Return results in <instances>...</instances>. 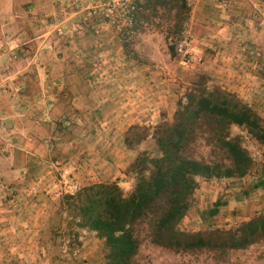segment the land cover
Segmentation results:
<instances>
[{"label":"rangeland","instance_id":"1","mask_svg":"<svg viewBox=\"0 0 264 264\" xmlns=\"http://www.w3.org/2000/svg\"><path fill=\"white\" fill-rule=\"evenodd\" d=\"M262 1L264 0H258L256 6ZM234 2L226 9L230 8ZM158 4L160 5V3ZM162 5L160 6L162 7ZM145 7L149 10V14L142 15L141 17L145 19L147 25L143 27L137 26L135 28V38L130 42H126L113 26H109L101 37H97L94 34L91 26H88L85 31L76 34L75 25H77L79 17H76L77 19H74V21L73 18L67 19L62 25H58V22L55 21H58L63 15L60 14L55 16L54 13L51 14L48 12L49 17L46 19L47 22H43V27L45 29L44 33L46 34L50 31L53 33L55 31L54 37L56 38H54L55 40L51 38V40L56 43L61 41L59 34L63 32L64 38L61 42H65L61 44L68 46L71 51L65 53V55L63 54L61 57H64L65 61L75 64L76 69L74 72L78 75L79 80L85 79L87 81V85L84 83H81L79 86L75 85V88L78 89L79 92L86 93L87 96L90 97L89 104H87L85 108L83 107L84 111L82 113L87 127L84 129L86 130L85 132L83 131L80 133L81 131H78L80 127L78 125L72 126L74 120L71 117L67 115L55 116L52 121L55 124L56 130L58 126H64L65 131L58 132L57 136L52 134L54 138L50 137L52 135H49V132L42 137V139L45 140V146L40 156L45 160V163L36 165L38 169L40 168L35 174L38 175V177L33 179L30 184L24 186H20V183L17 186L15 185L19 179L14 181L0 180V196L4 195L2 203L5 202L3 206L11 210L7 221H10V225L13 227V230L10 232L14 237V245L17 244L16 240L18 237H16V234L20 231V228L17 229L19 224L30 220L33 221L38 215L36 214V208L30 205L32 202L37 203V205L40 202L43 203L44 216L39 213V219L45 216L51 219L55 214L57 201L63 196L60 195L57 198L53 194L61 190V183L63 180L77 181L81 189L92 182L90 178L95 176L94 172L97 169L99 170L106 165L111 166L115 164L113 162L115 159H118L115 154L120 155L125 151L131 152L133 157L135 156L136 151L122 148L121 145L115 142H118V140L120 142V140L123 139L124 133L129 127L139 124L133 123L124 133L116 131L117 129L111 132L109 128L118 124V122L120 123V117H126L125 114L132 111L134 113V110H139L141 112L140 117H143L148 112L153 113L152 109H148L147 103H153L155 101L153 99H156V101H166L163 104L167 105L164 107L162 104L163 106L159 105L160 107L158 106V108L154 109L156 112L155 114H157L155 115V119L149 118L153 123L149 122L139 126H154L163 120L171 121L177 99L185 92L187 87L191 85V82L196 79L197 75H207L209 85H216L221 89L234 93L240 100L249 104L258 114L264 115V83H260L259 80L255 82L253 86L255 97H252L254 98L252 101V99L248 97L251 96L252 93L246 97V91L244 92L245 87L241 88L242 91H239V88L238 91H235L237 87L233 81L237 75L244 74L243 76H245V73L249 71L245 69L247 66L255 65L248 73L254 74L253 72H259L261 75L264 73V51L260 49L253 40H251V42L242 39L241 36H238L236 33V37H234L238 48V51L235 52L236 56L233 52L227 50V42L219 40L217 35H215L214 41H212L214 42L213 46L215 50L213 57L214 59L217 58L214 60L215 63H213L214 68L208 66V68L204 69L205 72H203L204 62L201 65H184L176 52L175 58L180 65L173 63L170 68L172 72H169L166 70L167 68L164 67V57L160 52L167 48L172 42L176 44V42L184 37H188L192 40L190 44L192 56L201 57L192 52L194 41L190 34V20L186 19L181 35L179 36L173 27L174 17L170 18L167 14L159 15L158 13H154L149 6H146V3ZM252 8L256 10L255 5H252ZM151 17H156V21H153ZM230 20V17L226 19L228 24H223L220 29L225 26L227 28L241 26L256 29L255 23L252 25L250 22L251 24L249 23L248 25V22L243 24L240 21ZM256 20H259L258 16ZM100 21V16H95L91 23L95 25ZM260 22L259 20L258 23L260 24ZM68 25H70V27H68ZM82 33H90L92 36V42L89 39V44H92L91 50L89 49L86 51L87 49L84 47H88V42H86V40H81L79 43V47L82 48V50L85 49V51L76 49L74 38H77V36L82 38L80 36ZM52 41H50L48 37L47 39L45 38V56L47 59L50 58L53 48ZM216 42H220V44ZM239 42L246 46V48L257 50L259 55H249L247 51L243 52L239 49ZM149 44H153L152 46L158 50L156 52L157 55L150 52L148 49ZM48 50H50V54H47L49 52ZM217 52H219L218 56H216ZM111 57L117 58L120 64L113 65L111 63H105L106 65H100L102 62L110 60ZM201 58L204 60L203 57ZM90 61L93 62V65L88 67L87 64ZM149 66L150 68H145ZM187 67L190 68V70L186 69ZM72 69H74V67H72ZM44 73L45 80H48L40 86V89H42L41 92H45V104H47L46 106L48 107L52 106L54 103L59 105L61 102L58 100H65L64 98L67 97L66 92L68 91L67 88L69 85L66 86L64 79H66V77L70 78L71 71H67V69L64 70L63 68L58 71L46 68ZM30 74L35 77L39 73L38 70L34 68L33 72L30 71ZM152 76L153 78L160 76L167 81V85H169L167 87L169 96L166 95L165 98L163 96L159 97L155 90L152 89L151 85L154 83V79L150 80ZM149 86H151L150 89ZM71 87L74 89V85ZM1 88L7 89L5 86ZM100 94H103L102 99H105L104 101H100ZM53 97L55 99H52ZM142 97H144V99ZM148 98H151L150 101H147ZM138 99H141L143 102L140 103ZM95 100V105H98L97 108L94 107L93 104ZM109 103L111 105L104 109L103 106ZM111 110H113V112ZM106 113L110 115L106 116ZM143 118H146V116ZM0 122V149L2 150L3 148L8 150L16 145L14 139L18 138V133H13L2 121ZM125 125H127V123H125ZM69 128L70 131L68 130ZM231 133L233 135H241L244 138V145L254 159V168L243 179L200 180L199 186L193 193V200L187 214L175 227L179 234H184L185 236L200 234L216 240H221L240 223L247 221L264 209V186L252 189L249 195H244L242 193L243 190H248L250 186L257 184L258 181H264V144H257L251 138L244 136L237 127H232ZM102 138H106V141L109 140L111 145L106 147L107 143H104ZM111 140L113 141L111 142ZM101 142H103L102 144L105 146H103ZM85 143H88V148ZM18 144H20L19 139ZM112 146L115 147L112 149ZM153 146V140L148 139L142 142L139 148L141 150H151ZM199 148L200 154L209 152V147L206 145H200ZM68 155L74 156V160L76 158V165L74 164L70 169L69 167L66 168V170L62 169L61 164L54 163V159L61 161L64 156L67 157ZM48 157L50 159H47ZM38 160L40 159L38 158ZM109 163H111V165ZM12 169L15 168L12 167ZM40 173L41 175H39ZM48 174L52 177L49 178ZM54 184L56 185L55 187L52 186ZM15 187L17 190H15ZM121 187L125 193L130 190V186L127 182L121 184ZM218 199L225 202V205L220 207V212L217 215L210 216L208 210ZM22 203L26 205L24 209L21 207ZM3 206L0 204V207ZM21 215L23 216L22 220H20ZM15 227L16 229H14ZM146 227V224H143L142 229L139 231L141 242L133 264H264V239L259 243L238 249H223L220 247L170 249L153 244L147 237ZM30 231L31 232L23 228L22 233L20 232L18 236L21 237L23 235L29 238L32 233H34L32 230ZM0 236V238H5L11 236V234H2ZM7 239L10 240L9 238ZM57 240V242L50 245L51 254L55 255L60 249L64 252H71L72 248H75V245L67 239L62 238ZM86 242H88V244L93 242V249L91 250L93 251V256H97V259L96 257L95 259L92 258L93 261L89 264H99L102 257L101 243L96 238H90ZM1 243H3V241H1ZM34 244L36 245L35 242ZM34 244L30 246V248L32 247V251L36 255L35 260L32 254L26 258L18 257L16 253L19 249L14 248V246L13 248L15 250L13 249V254L11 256L13 259L8 258L7 261L0 262V264H44L37 261V256H41L42 253L34 249ZM22 247L24 248V246H20V248ZM70 248L71 250H69ZM80 249L76 248L75 251ZM4 250L3 252H5ZM10 252H12V250H10ZM85 261V259H81L80 264H83ZM53 262L54 261H52V263Z\"/></svg>","mask_w":264,"mask_h":264},{"label":"trees","instance_id":"2","mask_svg":"<svg viewBox=\"0 0 264 264\" xmlns=\"http://www.w3.org/2000/svg\"><path fill=\"white\" fill-rule=\"evenodd\" d=\"M155 2L174 11L173 27L180 36L186 22V0ZM174 43L168 46L172 57H176ZM208 80L205 74L196 76L177 99L171 121L126 130L123 146L136 154L123 170V178L89 184L74 195L61 196L48 227L52 239H67L75 245L73 252L96 238L101 243L99 264H133L143 224L153 244L170 249H238L264 239V209L221 240L200 234L185 236L175 228L187 214L200 180L243 179L254 168L244 138L233 135L232 127L264 144L263 118L234 93L209 85ZM64 129L57 128L58 132ZM148 139L153 140V148L141 150L140 144ZM200 145L208 146L209 152L200 154ZM36 171L30 166L27 177L32 179ZM31 179L15 185H28ZM120 180L129 184L127 193ZM262 186L260 180L242 193L249 195ZM223 205L225 202L216 200L208 214L217 215Z\"/></svg>","mask_w":264,"mask_h":264},{"label":"crops","instance_id":"3","mask_svg":"<svg viewBox=\"0 0 264 264\" xmlns=\"http://www.w3.org/2000/svg\"><path fill=\"white\" fill-rule=\"evenodd\" d=\"M57 1L58 0H0V121H2L8 129L12 130L13 133H18V138L14 139V142L16 143L14 147L9 148L8 150L3 148L2 150L0 149V180L14 181L16 179H31L27 177L26 174L30 166L36 167L37 164L42 165L45 163V160L40 156L45 146V140L42 139V137L45 136L47 132L50 133L49 135L54 134L57 136L58 130H56L55 124L52 121L55 116L67 115L74 120L72 126L78 125L80 127V129H78V131H81L80 133L86 131L84 129L87 126L82 113L86 105L89 104L90 97L87 96L86 93L79 92L78 89L75 88V85L79 86L81 83L87 85V81L85 79L79 80L78 75L74 72L76 69L75 64L69 63L68 61H65L64 57H61L63 54L65 55V53L71 51L69 50L68 46L61 44L65 42H61L64 38L63 32L61 31L62 33L59 34L61 41L56 43L51 40V38H56L54 37L55 31L53 33L51 31L46 34L44 33L45 29L43 27V22H47V20H45L43 16L46 13H54L55 16L62 14L63 16H61L58 21H55L58 22V25H62L64 21L72 18V16L68 13L61 12L62 10L58 8L59 6L55 7ZM145 3L146 6H149L154 13H158L159 15L167 14L170 18L174 17L173 10H169L166 6L160 4L162 5L161 7L155 2V0H149ZM30 7L33 9L34 13L32 17H29L28 15V8ZM186 7L187 8L184 14L186 15V19L190 20V34L194 41L192 45V52L204 58L205 65L202 69L203 72H205L204 69L208 68V66L214 68L213 63H215L214 60L217 59H214L213 57L215 50L213 46L214 42L212 41H214L215 35H217L219 40L227 42V50L229 52H233L234 55H236L235 52L238 51L234 38L236 37V33L238 36L240 35L242 39L249 41L253 40L259 46V48L264 51V1H262L258 6L255 5L256 10L252 8V5H250L247 0H236L230 6V8L226 10L219 8L214 0H186ZM257 16L261 21L260 24L258 23L259 20H256ZM229 17L231 19L230 21H240L243 24L248 22V25L250 22L252 25L255 23L256 29H253L252 27L246 28L241 26H233L228 28L225 26L220 29L223 24H228L226 19ZM80 36L82 38L79 36L74 38L77 47L76 49L79 51L80 49L82 50V48L79 47V43L81 40H86V42H88V47H84L87 49L86 51L89 49L91 50L92 44H89V39L91 41L92 36L90 33H82ZM47 37L50 41H52L53 45L49 59H47L45 56V38L47 39ZM216 43L220 44V42ZM152 45L153 44H149L148 49L150 52L156 54L158 50ZM85 49L82 51H85ZM48 51L49 52L47 54H50V50ZM14 53L19 55L17 60L13 59ZM160 53H162V56L164 57V67L167 68V71H171L170 68L173 63L179 64L175 57L170 56L168 47L162 50ZM218 55L219 52L216 53V56ZM21 56H37V59H33V62L31 63H24ZM236 61L238 62L237 59ZM92 65L93 62L91 61L87 64L88 67ZM150 66L145 68H150ZM72 67H74V69H72ZM254 67L255 65H251L245 67V69L250 71V69H253ZM34 68H36L39 73L35 77L30 74V71L33 72ZM46 68L55 69L56 71L63 68L64 70L67 69V71H71L69 76L70 78L65 76L66 79H64L66 86L69 85V87L67 88L68 91L66 92L67 97L64 98L65 100H58L61 102V105H56V103H54L52 106L48 107L46 106L47 104H45V92H41L42 89H40V86L48 80H45L44 76V70ZM186 69L190 70L188 67ZM248 72L245 73V76H243L244 74L237 75L233 81L237 87L235 91H238V88L239 91H242L241 88L245 87L244 92L246 91V97L252 93L251 96L248 97L253 101L254 98L252 97H255V93H253V86L257 80H259L260 83H264V73L261 75L259 72H253L254 74ZM152 79H154V83L151 85L152 89L155 90L158 96H163L164 98L166 95L169 96L167 90L169 85H167V81L160 76L156 78H153V76L150 77V80ZM72 85H74V89L71 87ZM2 86H5V88L7 87V89L1 88ZM151 86H149V89ZM99 96V99H101L100 101L105 100L102 99L103 94H100ZM142 98L144 99V97ZM52 99L55 98L53 97ZM150 99L151 98H148L147 101H150ZM153 100H155V103H147L148 109H152L153 113L148 112L145 114L144 116H146V118H143L144 116L140 117L141 112L139 110H134V113L133 111L128 112L127 114L124 113L126 117H120L121 122L119 123L117 121L118 124L110 127V131L113 132L117 129L116 131H121L124 133V131L133 123L139 125L147 124L149 122L153 123V121H150L149 118H152L153 120L155 119V115L157 114H155L156 112L154 109L158 108L159 105H164V107L167 105L163 104L166 101H156V99ZM138 101L140 103L143 102L141 99H138ZM93 104L94 107H98V105H95L96 100ZM109 105L111 104L109 103L108 105L103 106V108L106 109ZM111 111L113 112V110ZM105 115L107 116L110 114L106 113ZM259 115L264 118V115L260 113ZM125 123H127V125H125ZM68 130L70 131V128ZM54 135L50 137L54 138ZM18 139L20 144H18ZM102 141L107 143L106 147L111 145L109 140L106 141V138H102ZM112 141L113 140H111V142ZM103 142H101V144ZM115 143H118V145H121L122 148H125L123 147V139L120 140V142L118 140V142L116 141ZM85 144L88 148V143ZM114 147L115 146H112V149ZM115 156L118 158L113 162L115 164L111 165V163H109L111 166L106 165L102 169H97L94 172L95 176L90 178L92 182L88 184L110 182L114 179L123 178V170L134 158L133 154H131V152L123 151L120 155L115 154ZM73 157L70 155L67 157L64 156L61 161L54 158L53 159L55 160V164H61V168L66 170V168L69 167L70 169L75 164L76 158L74 160ZM38 158L40 160H38ZM47 159L50 158L48 157ZM12 167L15 169H12ZM39 169L37 168V170ZM39 175H41V173ZM48 176L49 178L52 177L49 174ZM36 177H38V175H34L31 180L36 179ZM125 183V181H119L120 186L121 184ZM52 186L55 187L56 185L54 184ZM3 197L4 195L0 196V204H2V206L5 205V202L2 203ZM21 205L22 209H24L26 206L23 203ZM30 205L36 208V214L38 215L36 216V219H33V221L30 220L19 224L17 229L20 228V231L16 234V237H18L16 240V245H14V237L10 232L13 230V227L10 225V221H7L11 210L6 206L0 207V235L11 234L9 237L7 236L5 238H0V262L7 261L8 258L13 259L11 256L13 254L14 248L19 249L16 253L18 257L26 258L32 254L35 260L36 255L32 251V247L30 248L34 242L36 243V245L34 244V249L37 251L39 250V253H42L41 256H37V261L44 264H51L52 261H54L52 264H80L81 259L86 260L83 262V264H89L93 261V259H95V257L97 259V256H93V251L91 250L93 249V242L89 244L86 242L78 251L64 252L60 249V251L58 250L55 255L51 254L50 245L58 241L57 239H52L48 231L51 219H48L46 216L42 219H39L40 214L44 216L43 203L40 202L37 205V203L32 202ZM22 219L23 216L21 215L20 220ZM23 228L27 229V231L29 230V232L32 230L34 233H32L31 237L29 238H26L28 236L25 237L23 235L20 237L18 235L20 232L22 233ZM14 229H16V227ZM7 238H9L11 241ZM1 241H3V243H1ZM20 246H24V248H20ZM3 250L5 252H3ZM10 250H12V252H10Z\"/></svg>","mask_w":264,"mask_h":264},{"label":"built area","instance_id":"4","mask_svg":"<svg viewBox=\"0 0 264 264\" xmlns=\"http://www.w3.org/2000/svg\"><path fill=\"white\" fill-rule=\"evenodd\" d=\"M214 1L219 8L225 10L235 0ZM248 2L252 5H256L258 0H248ZM55 7L62 10L61 12L71 15L73 21L74 18L79 17L77 25H75L76 34L85 31L88 26H91L94 34L97 37H101L109 26H113L116 31L122 35L126 42H130L133 38H135V28L137 26L143 27L147 25V22L141 16L149 14V10L145 7V0H58ZM33 14V9L31 7L28 8L29 17H32ZM95 16H100L101 21L93 25L91 22ZM48 17L49 13H46L43 16L45 20ZM151 19L156 21V17H151ZM68 27H70V25H68ZM191 42L192 40L188 37H184L176 42L175 49L177 55L184 65H201L204 60L199 56H192L190 52ZM238 46L243 52L247 51V54L249 55H259L257 50L246 48V46L240 42L238 43ZM18 58L19 55L14 53L13 59ZM22 59L24 63H31L33 62V59H37V56H23ZM105 63H111L113 65L120 64L118 59L113 57H111L110 60L102 62L100 65H106ZM79 190L80 184L77 181L73 182L63 180L61 183V190H58V192L53 195L57 198L60 195H74Z\"/></svg>","mask_w":264,"mask_h":264}]
</instances>
